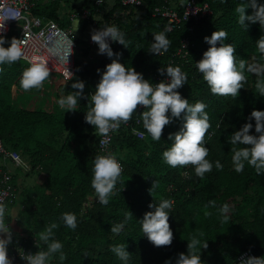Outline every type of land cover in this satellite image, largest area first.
I'll return each instance as SVG.
<instances>
[{"label": "trees", "instance_id": "16d2710c", "mask_svg": "<svg viewBox=\"0 0 264 264\" xmlns=\"http://www.w3.org/2000/svg\"><path fill=\"white\" fill-rule=\"evenodd\" d=\"M63 1L39 3L33 12L67 29L70 23L61 15ZM107 1L103 0L100 7L104 14L98 25L101 29L116 26L125 34L127 48L114 42L110 45L114 53L122 54L120 63L126 68H135L150 83L154 76L160 75L158 69L165 68L170 59L174 60L175 67L187 73L188 82L178 91L190 104L200 101L207 105L206 112L212 127L206 135L205 146L209 149L207 159L212 162L213 169L200 179L192 166L172 168L164 162L163 152L172 143L168 137L181 129L182 119L166 126L159 142L147 133L142 121L137 128L145 133L144 139L134 137L128 127L121 125L112 137L110 148L112 154H119L116 158L123 165V172L115 189L116 195L110 197L107 206L101 205L91 186L93 160L100 154L99 135L93 126L85 122L90 104L87 99H81L76 112H68L60 108L58 101L70 92L78 91L72 88L77 80L85 83L86 96L94 94L112 59L103 55L96 65L75 61L74 75L70 80L50 74L42 89L30 91H25L20 85L23 72L28 68L25 62L19 60L11 65H2L0 140L5 149L16 151L30 166V171L24 174L25 178L37 173L46 176L42 185H33L22 191L18 224L22 226L23 233L13 241H22L33 253L46 250L47 245L40 241L39 234L46 226L57 223L59 227L54 229L53 239L63 245L66 258L61 261L56 254L49 264H124L111 251L113 245L119 244H124L132 254L129 264H165L168 260L175 264L178 254H187V244L192 236L209 244L206 250L199 253L202 264H235L237 256L244 251L264 257V174L257 175L254 168L247 164L242 173H237L232 165V146L228 143L230 135L248 122L247 118L253 110L264 111V97L255 87L260 77L245 71L247 83L240 94L224 97L212 94L203 74L196 67L210 47L204 38L223 30L228 33L224 43L235 47L237 61L243 60L246 67L256 65L264 68V54L258 51L256 44L264 35V29L258 23L249 24L248 29L238 23L239 14L235 9L241 0H198L210 6L211 17L196 25L184 23L172 31L166 29L162 18L153 16V9L167 3L181 8L184 0H143L142 6L136 8L122 7L114 2L105 10ZM93 2L89 5L83 2L82 7L91 9L94 16ZM257 2L264 4V0ZM79 8L73 7L71 11ZM247 14H252L251 8ZM191 26L192 33L189 30ZM158 33H164L170 41L168 51L161 57L151 54L153 36ZM17 36V32L11 29L4 36L8 41L4 47H10V41ZM184 38L193 43L187 62L174 57ZM13 87L28 94L32 110H19L12 105ZM142 113L138 111V114ZM136 119L139 116L134 114L131 120L134 126ZM251 122L253 128L250 134L258 135L255 120ZM218 124L221 125L219 128ZM217 160L223 165V170L215 168ZM185 172L187 176L183 175ZM154 180L158 187L152 196L149 189ZM163 199L174 201L169 218L174 240L171 246L157 248L144 236L140 221L145 213L153 211L149 204L155 202L158 205ZM210 201H215V207L210 205ZM224 204L229 206L230 211L228 220L222 223L218 209ZM129 211L133 217L119 235H113L111 226L123 223ZM64 213L77 217L75 230L64 224L61 219ZM18 264L24 263L19 261Z\"/></svg>", "mask_w": 264, "mask_h": 264}, {"label": "clouds", "instance_id": "9594fccd", "mask_svg": "<svg viewBox=\"0 0 264 264\" xmlns=\"http://www.w3.org/2000/svg\"><path fill=\"white\" fill-rule=\"evenodd\" d=\"M222 2H227V0H222ZM249 8L252 9L251 15L247 14ZM235 11L239 14L238 23L242 27L248 29L249 24L258 23L261 29H264V4H258L257 0H241ZM227 37L228 33L223 30L213 32L211 37H205V43L210 47L204 52L203 58L196 63L197 69L203 74V79L207 82L212 94L236 97L247 83L245 76V71H247L260 77L255 87L260 96L264 97V75H261L264 73V68H258L256 65L246 67L243 60L237 61L235 47L224 43ZM91 40L98 45V54L106 55L112 59V62L106 66L94 94L86 96L85 83L77 80L72 84V88L78 91H72L67 97L61 98L58 101L60 108L67 109L68 112H76L78 101L87 99L90 109L86 112L85 122L93 126L95 133L104 137L100 140L101 145L107 144L110 139L109 134L117 131L122 123L130 122L134 114L139 116L137 123L142 121L144 129L157 142L161 140L166 126L176 119H182L181 129L168 137L172 143L171 147L163 152V160L172 168L192 166L195 175L203 179L205 174L213 169L212 162L207 159L209 149L205 146L206 135L212 125L206 112L207 105L200 101L190 104L189 100L183 98L178 91L187 84V73L182 72L178 66H168L166 69L161 67L158 69L159 74L164 76L166 73L170 79L152 84L135 68H126L119 62L122 54L114 53L108 41L119 43L125 48L128 42L125 34L116 26L94 29ZM153 40L151 54L158 56L168 51L170 41L164 33L155 34ZM7 42L6 38L0 35V66L16 63L23 56L21 45L25 40H18L14 37L10 41V47L5 48L4 44ZM256 44L258 51L264 54V35L256 41ZM114 56L115 59H113ZM97 72L99 73L100 70L98 69ZM2 73H4V68L0 67V74ZM49 76L50 70L44 63H33L23 72L20 85L25 91L40 90ZM140 107L146 109L142 114H138ZM247 119L248 122L228 139V143L232 146V165L237 173H242L247 164L254 168L257 175H262L264 174V111L253 110ZM253 119L255 120V132L258 135L250 134ZM220 126V124L217 125L218 128ZM133 132L143 135L136 129H133ZM239 145L243 147H238ZM93 165L91 186L95 190L98 202L107 206L110 197L116 195L115 189L123 172L122 165L111 153L96 155ZM215 168L223 170V165L219 160L215 162ZM183 175L187 176L188 173L185 172ZM157 187L158 183L154 180L149 194L153 196ZM209 203L215 207V201ZM173 204L174 201L171 199H163L158 205L155 202L149 204V208L153 211L145 213L140 221L144 236L157 248L171 246L173 243L174 234L169 223ZM218 211L222 217L221 222H226L230 211L229 206L224 204ZM5 214L6 208L0 203V264H13V259L9 257L13 232L5 223ZM132 217L131 211L126 213L123 223L111 226V233L119 235ZM61 219L66 227L73 230L77 228V217L74 214L64 213ZM58 227L57 223H52L39 234L40 241L47 245L46 250H39L35 254L20 255L21 260L26 264H49L50 259L56 254H59L61 261L65 260L63 245L53 239L54 229ZM200 236H203V233H200ZM36 246L40 249L37 242ZM208 247V242L202 243L201 239L192 236L187 244V254H178L175 264H202L199 253ZM111 251L124 264H129L132 254L124 244L113 245ZM165 264H172V261H165ZM240 264H264V257L245 255L240 258Z\"/></svg>", "mask_w": 264, "mask_h": 264}, {"label": "built area", "instance_id": "2783aa9c", "mask_svg": "<svg viewBox=\"0 0 264 264\" xmlns=\"http://www.w3.org/2000/svg\"><path fill=\"white\" fill-rule=\"evenodd\" d=\"M51 1L58 0H0V35L5 36L11 29L16 31L18 34L17 39L25 40L21 45L23 56L20 61L25 62L28 68L33 63H44L49 68L50 74L57 75L68 81L73 77L72 75H74L75 51L77 48L74 34L70 31L69 27L67 29L61 28L55 21L44 19L33 12L37 4H46ZM115 2L122 7L135 8L143 4V0H115ZM103 3V0H100L99 3L98 0H94L93 7L96 13L94 16L92 15L91 9L81 7L73 11L68 16L67 21L71 25L74 23L86 22L88 25L87 29H91L92 31L94 29L99 30L100 28L96 25L94 17H101L104 14V12L100 10ZM106 9L107 8H105V10ZM212 14L210 6L207 3H200L198 0H184L181 8H177V6L172 7L167 3L153 9V16L162 18L165 21V27L168 31L177 30L184 23L196 25L201 20L211 17ZM189 30L192 33L193 26H191ZM89 44H95L92 42L91 36ZM191 47H193V43L189 38L182 39L181 45L174 54V57L180 61L187 62L189 48ZM164 54L158 55V57ZM168 66L175 67L173 59L169 60L165 68ZM169 79L166 73L164 76L156 75L153 77L152 84H158ZM145 110L146 109L143 107L138 109L139 112ZM137 120L138 119L135 121L136 126H134L131 121L127 124L122 123L121 125L128 127L134 137L144 139L145 133L137 128L141 126L142 123H137ZM133 129L143 133V135L135 134ZM115 132L116 131L109 134L110 139L108 143L104 145L100 144V140L104 139V137L99 136L98 152L100 155L112 154L110 143ZM0 159L2 161L11 162L15 167L24 172L30 171V166L23 161L21 156L16 151L5 149L1 140ZM16 192L17 190L12 184L10 172L0 168V203L4 206L8 203H12L15 199ZM28 253L35 254L28 251L24 243L18 239L14 240L9 246V257L13 259V264H18L19 261L26 264L25 261L21 260L20 255ZM245 255L257 257L253 252L244 251L237 256L235 264H240V258Z\"/></svg>", "mask_w": 264, "mask_h": 264}, {"label": "crops", "instance_id": "0c3cea01", "mask_svg": "<svg viewBox=\"0 0 264 264\" xmlns=\"http://www.w3.org/2000/svg\"><path fill=\"white\" fill-rule=\"evenodd\" d=\"M114 2L115 0H108L106 2V8L108 9L110 6L114 4ZM71 13L72 11L67 13V16L65 18L66 20ZM96 17L97 16L94 17V21H96V25L99 27L98 21H100L101 18L96 19ZM83 24H84L83 22H80V23H74L73 25L71 24L69 25L70 31H72V33L74 34L76 42H77L76 51L77 49L79 51V58L78 59L75 58V61L83 65H96L98 64L99 61H101L103 55L98 54L97 44H94V45L89 44V39L92 34V30L87 29V26ZM108 42L111 45L112 41L109 40ZM12 94H13V97H12L11 103L12 105L15 106L16 109H19V110H22V109L32 110L33 109V104L30 103V100H27L26 98H24L22 101H18V94L22 95V97L23 96L25 97V95H28V94L24 93L23 91H20L16 87L12 88ZM43 111L47 112L46 109H44ZM0 168L6 169L7 171L10 172L12 176V182L14 183L13 185H15V188L17 190L14 201L12 203H8L5 205V208H6L5 223L6 225H9V227L11 228L13 232V239H15L16 237L19 238L21 234L23 233L22 226L18 224V216L22 208V203H21L22 191L28 187H31V186H28L25 183V181L29 178L31 179L33 178V182H34L33 185L35 186L42 185L46 179V176L44 174L37 173V174L31 175L32 177L30 176L28 178H25L24 172L21 171L19 173L18 168L15 167L11 162L2 161L1 159H0ZM15 177L17 178L15 181H13Z\"/></svg>", "mask_w": 264, "mask_h": 264}, {"label": "rangeland", "instance_id": "374dc122", "mask_svg": "<svg viewBox=\"0 0 264 264\" xmlns=\"http://www.w3.org/2000/svg\"><path fill=\"white\" fill-rule=\"evenodd\" d=\"M92 0H65L63 1L62 5H61V15L62 17L65 19L66 16H67V13L71 11V8L75 7H82L83 5V2H87V5H89L91 3ZM111 7V6H110ZM101 17L100 16H97L96 19H100ZM75 58L78 59L79 58V51L77 49V51L75 52ZM12 97H13V94L11 96V101H12ZM24 98H26L27 100H30L29 96L28 95H25V97L20 94H18V101H22ZM115 156L116 157H119V154L117 152H115ZM19 170V169H18ZM22 171V170H21ZM19 170V173L21 172ZM24 172V171H22ZM25 173V172H24ZM25 183L28 185V186H32L33 185V178H29L25 181Z\"/></svg>", "mask_w": 264, "mask_h": 264}]
</instances>
